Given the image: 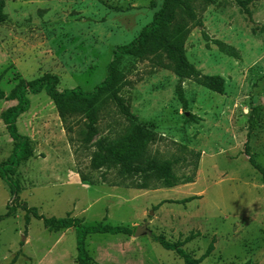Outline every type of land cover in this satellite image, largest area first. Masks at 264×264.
<instances>
[{"label":"rangeland","instance_id":"1","mask_svg":"<svg viewBox=\"0 0 264 264\" xmlns=\"http://www.w3.org/2000/svg\"><path fill=\"white\" fill-rule=\"evenodd\" d=\"M0 25V85L10 94L21 81L59 78V90L92 92L109 73L117 49L130 44L161 9L163 0H4ZM247 13L237 0L200 11L186 49L197 75L178 76L151 60L126 56L120 68L129 85L123 97L131 117L114 105L102 113L99 135L85 147L84 118L68 133L44 91L29 95L30 110L18 119L34 157L23 162L13 193L0 175V264H79L75 228L51 232L30 213L86 225L127 226L133 235L93 234L86 240L92 264H185L154 241L183 242L195 259L213 239L202 264H264V182L245 154L264 166V0ZM220 40L231 55L206 40ZM15 101L0 100V165L15 149L1 115ZM141 162L167 161L193 183L152 189L119 176L120 166L101 164L97 142ZM97 155V160L95 157ZM116 185V186H114ZM197 196L189 203H178ZM107 218V219H106ZM139 226L153 235L136 237Z\"/></svg>","mask_w":264,"mask_h":264},{"label":"trees","instance_id":"2","mask_svg":"<svg viewBox=\"0 0 264 264\" xmlns=\"http://www.w3.org/2000/svg\"><path fill=\"white\" fill-rule=\"evenodd\" d=\"M221 0H163L161 9L155 14L153 21L146 26L142 33L130 44L117 49L114 60L110 64L106 79L99 84L94 91L85 92L81 88L59 90V78L46 75L36 80L21 81L10 94H7L0 85V100L15 101L16 105L8 108L1 118L6 125L10 137L15 142V149L11 159L0 165V175L11 187L13 193H18L20 187L13 180V175L23 162H28L34 157V148L29 137L22 135L18 128V119L31 108L29 95H39L46 92L53 100L59 112L60 118L68 133L73 131L75 118H84V128L80 135L85 147L92 143L99 135V123L102 113L114 104L126 117H131L130 106L126 103L122 93L129 85L126 73L120 68V64L126 56H131L138 61L151 60L161 68L172 70L180 77L197 75L196 67L189 61L186 44L193 26H202L200 11L217 4ZM255 0H237V3L247 12L248 6ZM6 3L0 0V25L7 21L5 13ZM206 40L217 45L222 51L233 54L236 50L220 40H211L205 34ZM98 155L105 153L100 165L120 166L119 176L125 179L135 180L142 178V183H134L133 187L139 190H150L154 186L152 181L156 179L165 188H174L180 185L193 183L192 178L181 180L174 172L173 166L167 161L141 162L124 156L118 152L117 146L106 144L105 140L97 142ZM245 154L249 158L251 166L262 176L264 182V166L252 155L251 147L247 143ZM97 160V155L95 157ZM116 186V185H114ZM199 197L194 196L178 203H189ZM30 213L42 220L44 226L51 232L75 228L78 238L79 264H92L93 260L87 251L86 240L93 234L133 235L134 232L127 226H113L100 223L98 225H86L79 218L59 219L47 218L38 213L36 208H31ZM1 216L0 220L7 218ZM107 219V218H106ZM199 233H192L185 241L171 243L165 236L154 235L153 239L168 251L176 252L185 264H202L215 250L216 239H213L206 254L195 259L191 257L184 245L195 240Z\"/></svg>","mask_w":264,"mask_h":264},{"label":"water","instance_id":"3","mask_svg":"<svg viewBox=\"0 0 264 264\" xmlns=\"http://www.w3.org/2000/svg\"><path fill=\"white\" fill-rule=\"evenodd\" d=\"M145 235H153L152 231L149 230L148 226H139L136 229L135 236L136 237H142Z\"/></svg>","mask_w":264,"mask_h":264}]
</instances>
